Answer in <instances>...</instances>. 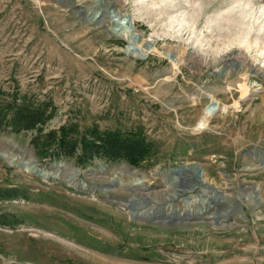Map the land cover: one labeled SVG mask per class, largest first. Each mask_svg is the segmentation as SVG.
I'll use <instances>...</instances> for the list:
<instances>
[{"label":"rangeland","instance_id":"rangeland-1","mask_svg":"<svg viewBox=\"0 0 264 264\" xmlns=\"http://www.w3.org/2000/svg\"><path fill=\"white\" fill-rule=\"evenodd\" d=\"M113 8L152 43L146 57L112 33ZM12 93L51 109L48 127L141 129L156 152L139 167L40 162L35 131H0V187L30 197L0 201L24 219L0 225V264H264V0H0ZM30 158L47 178L18 165ZM195 164L207 188L174 192L170 169L194 180Z\"/></svg>","mask_w":264,"mask_h":264},{"label":"trees","instance_id":"trees-1","mask_svg":"<svg viewBox=\"0 0 264 264\" xmlns=\"http://www.w3.org/2000/svg\"><path fill=\"white\" fill-rule=\"evenodd\" d=\"M52 110L44 104H34L25 95L12 93L0 97V131L32 133L30 144L40 162L72 159L76 166L86 167L95 159L122 160L135 167L148 163L156 152L155 142L141 129H100L97 125L82 126L68 121L57 127L46 126ZM30 199L28 191L19 186L0 187V201ZM14 213H0L1 226L23 222ZM90 240L96 241L94 237Z\"/></svg>","mask_w":264,"mask_h":264},{"label":"water","instance_id":"water-1","mask_svg":"<svg viewBox=\"0 0 264 264\" xmlns=\"http://www.w3.org/2000/svg\"><path fill=\"white\" fill-rule=\"evenodd\" d=\"M114 13V14H116V12H118L116 9H112L111 10V13ZM122 17H123V19H124V22H125V24H126V26H128L129 27V29H130V31L132 32V34H133V36H134V40L136 41V42H139L140 41V39H141V35L140 34H138V33H136L135 32V29H134V26H133V23H132V19H131V16L130 15H128V14H123V13H121L120 14ZM127 45H128V43H127ZM152 43H150L149 42V40H147L146 42H145V44H144V47L145 48H147V49H151L152 48ZM126 51H127V47H126ZM136 51H139V49L136 47ZM142 54H141V56H136V57H138V58H144V57H146V55H147V53L144 51V49H142ZM127 53L129 54V52L127 51ZM207 106H209V109L211 110V111H215L217 108H218V106H217V102L214 100V99H211V101H210V103L207 105ZM18 165H21L22 167H24V168H27L30 172H32V173H35V174H37V175H39V176H43V177H45V178H47L48 177V175L50 174V173H48L47 175H46V170L44 169V168H42L36 161H35V159L34 158H30V159H28V160H23V161H20L19 163H18ZM193 167H194V173H195V175L196 176H198V175H200L201 176V169L197 166V164H195V166L194 165H192ZM188 169V167H186V165H182V166H178V167H174V168H171L170 169V172H169V176H168V182H167V184L169 185V186H171L172 188H173V191L175 192H177V193H184V192H186V191H188V190H183L185 187V189H190V190H193L194 188H195V185H197V184H199L202 188H204V189H206L207 188V186H205V184H204V181H199V180H193L192 178H183V179H180V177H179V180L177 181V182H179V183H177V182H175V180L174 179H177L176 178V176L178 175V174H180V173H184V171L185 170H187ZM196 169V170H195ZM184 179L186 180L185 182H184ZM79 185H80V183L79 184H76L75 185V187H79ZM203 190V189H202ZM203 192V191H202ZM205 193V192H204ZM204 193L202 194H199V195H197V197L196 198H194V200H195V202L197 203V207H199V209L200 210H202V208H201V203H200V200L204 197V200H205V204L207 205V204H210L209 202H208V200H206V197L204 196ZM206 195V194H205ZM184 199L186 200H188V199H191V196L189 195V194H185V196H184ZM174 213H175V210H172L171 211V216L172 215H174ZM149 214H151V213H148V215ZM187 214L189 215L190 214V208L188 209V210H186L185 211V215L187 216ZM132 215V217H135V215L132 213L131 214ZM152 215V214H151ZM173 217V216H172ZM188 218V217H187ZM214 220H216V219H214Z\"/></svg>","mask_w":264,"mask_h":264},{"label":"bare ground","instance_id":"bare-ground-1","mask_svg":"<svg viewBox=\"0 0 264 264\" xmlns=\"http://www.w3.org/2000/svg\"><path fill=\"white\" fill-rule=\"evenodd\" d=\"M120 12H116V14H111L109 21L111 22V31L112 33H114L115 35H117L118 37H121L125 40H127L128 45H127V51L129 52L130 55H134V56H141L142 54V49H144V51L147 53V51L149 49L143 47V45L139 44L138 42H136L134 40V36L132 34V32L130 31L129 27L126 26L124 19H123V15H120ZM234 20V19H233ZM136 47L139 49V51H136ZM228 63V64H227ZM224 64V67H226L227 69H230V65L232 62H227ZM223 108V107H221ZM224 109V108H223ZM226 109V108H225ZM214 111H211L209 109V106H206L204 108V112H203V118L201 120V122H199L198 127H202L206 124L207 118L213 113ZM27 170V169H26ZM198 177H200V175H198L196 178L197 180L200 181V178L198 179ZM194 180H196L194 178Z\"/></svg>","mask_w":264,"mask_h":264}]
</instances>
